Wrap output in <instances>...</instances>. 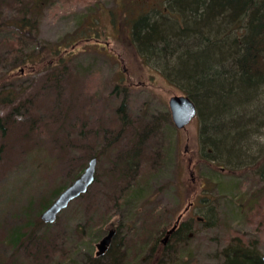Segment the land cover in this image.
I'll list each match as a JSON object with an SVG mask.
<instances>
[{"label":"rangeland","instance_id":"374dc122","mask_svg":"<svg viewBox=\"0 0 264 264\" xmlns=\"http://www.w3.org/2000/svg\"><path fill=\"white\" fill-rule=\"evenodd\" d=\"M166 3L47 0L37 15L35 43L19 42L14 29L0 28L1 90H13L16 104H23L12 114L13 107L0 103V116L13 118L6 135L0 132L2 264H20L29 255L26 249L35 248L31 242L15 246L8 240L16 228L29 231L25 209L30 202L38 204L54 188L68 184L93 156L95 181L55 222L42 220V230L48 232L44 240L54 235V245L47 248L41 240L48 252L30 264H87L88 256L98 255L97 243L110 229H116L115 242L122 243V251L141 241L139 230L150 227L155 234L160 228V237L181 213L183 220H195L186 257L194 264H217L220 248L233 237L256 241V249L264 254V179L254 171L256 161L233 171L202 161L198 116L184 128L176 127L171 116L169 99L186 94L184 85L131 43L130 18L155 9L167 12ZM15 7L14 0H0L1 16H17ZM38 41L61 51L42 55ZM26 55H35L34 61L22 62ZM59 56L63 62L54 64ZM260 104L264 106V99ZM146 124L156 128L144 137ZM160 145L166 157L151 174V154ZM135 146L142 149L136 155L140 162L127 175L125 154ZM134 171L138 181L146 179L145 189L125 203ZM210 207L216 221L212 227L197 220L200 212L211 218ZM89 225L97 236L84 237L83 228Z\"/></svg>","mask_w":264,"mask_h":264},{"label":"trees","instance_id":"16d2710c","mask_svg":"<svg viewBox=\"0 0 264 264\" xmlns=\"http://www.w3.org/2000/svg\"><path fill=\"white\" fill-rule=\"evenodd\" d=\"M14 1L18 15L3 17L0 13V28L14 29L20 35L19 42L31 39L35 43L40 22L37 15L47 0ZM166 6L167 12L155 9L130 18L131 43L147 60H156L166 66L170 76L184 85L185 93L196 103L201 160L218 163L220 169L231 171L251 166L256 161L254 171L264 179V145H261L264 142V106L260 104L264 99V0H167ZM38 46L42 55L47 52L58 55L61 51L53 44L43 45L38 41ZM34 56L28 59L26 55L22 62L34 61ZM61 62L63 57L59 56L53 63ZM59 78L55 76L56 81H60ZM0 86V103L13 107L11 112L16 113L23 104H16L13 90L2 91V84ZM8 121H13L11 114L0 116L3 135L7 133ZM155 128L146 124L144 137ZM162 147L158 146L151 154V174L154 167L161 166L162 157H166ZM134 149L125 154L127 175L133 165L140 162L136 155L142 149ZM149 168L152 169L151 164ZM136 172L131 177L134 181L126 184L125 203L145 189L146 179L138 181ZM79 175V172L75 173L68 184ZM68 184L54 188L38 204L30 202L25 209L30 214L29 231L16 228L9 233L8 240L15 246L20 243L24 246L28 242L35 244L33 251L26 249L29 255L26 262L20 264L40 261L42 254L48 252L42 248L41 240L48 237V232L42 230L44 222L40 216ZM209 210L211 218L208 219V213L200 212L202 219L197 220L212 227L216 224L214 209L210 207ZM193 221V217L182 220L165 245L161 238L166 230L162 229L160 237L156 235L160 228L155 229V234L148 231L150 227L142 233L139 230L141 241L122 251L118 248L122 243L115 242V234L106 253L88 256L87 264H194L193 260L186 259L190 258L188 247L193 237ZM93 230L92 225L83 228L84 237L96 234ZM54 240V235L49 236V240H44L45 246H53ZM255 245L254 240L246 242L241 237H233L220 248L217 264H264V254ZM125 251L127 256L123 254Z\"/></svg>","mask_w":264,"mask_h":264},{"label":"water","instance_id":"95a60500","mask_svg":"<svg viewBox=\"0 0 264 264\" xmlns=\"http://www.w3.org/2000/svg\"><path fill=\"white\" fill-rule=\"evenodd\" d=\"M169 107L171 110L173 122L178 128H184L191 122L192 119H194L198 115V108L196 103L187 94H175L171 96L169 99ZM96 166L97 157L93 156L89 160L82 173L71 184L65 187L52 201V203L42 211L41 218L44 222H55L59 213L63 209L68 207L71 201L79 197L81 194L87 192L89 186L95 181ZM181 217L182 214L178 216L176 223L167 231V235L163 239L165 242L169 238V235L177 227V224L181 220ZM115 233V228L110 229L108 233L105 234L97 243L98 255L104 254L106 252L113 240Z\"/></svg>","mask_w":264,"mask_h":264},{"label":"flooded vegetation","instance_id":"af4514ba","mask_svg":"<svg viewBox=\"0 0 264 264\" xmlns=\"http://www.w3.org/2000/svg\"><path fill=\"white\" fill-rule=\"evenodd\" d=\"M198 219H201L200 217H198ZM116 234V233H115ZM172 234V233H171ZM170 234V235H171ZM167 235V230L165 231V234H164V236L161 238V242L165 245V244H167V242H168V239H167V241L165 242L163 239H164V237ZM170 235H169V237H170ZM115 236V235H114ZM114 238V237H113ZM113 241V240H112ZM112 243V242H111Z\"/></svg>","mask_w":264,"mask_h":264}]
</instances>
